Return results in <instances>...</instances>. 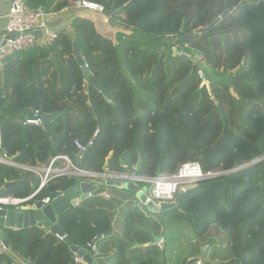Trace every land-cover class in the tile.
<instances>
[{
	"label": "trees",
	"instance_id": "1",
	"mask_svg": "<svg viewBox=\"0 0 264 264\" xmlns=\"http://www.w3.org/2000/svg\"><path fill=\"white\" fill-rule=\"evenodd\" d=\"M88 1L102 5L101 16L121 28L116 43L99 32L94 16L79 15L71 31L60 33L51 46L6 61L0 141L8 158L30 167L59 155L75 163L74 141L83 146L92 141L80 169L154 178L174 174L187 162L218 173L264 157V0ZM24 2L31 9L46 6V0ZM224 6L228 12L221 18ZM200 28L205 30L195 34ZM182 36L193 40L182 44ZM199 70L209 82L202 87ZM34 110L60 115L43 131L25 124ZM29 176L0 164V189ZM73 182V177L55 178L33 201L65 191ZM37 186H16L8 195L24 199ZM96 201L85 200L59 217L66 242L36 228L4 230V239L31 264H70L69 246L82 248L111 235L112 216L92 207ZM154 214L157 221L137 211L125 216L116 264H152V258L155 264L193 259L200 260L196 264H264V159L199 181L172 210ZM167 231L177 234L167 240L181 242L175 261L169 244L162 250L152 245L161 237L165 242ZM166 255L169 261L162 258ZM0 264H10L9 258L0 257Z\"/></svg>",
	"mask_w": 264,
	"mask_h": 264
},
{
	"label": "built area",
	"instance_id": "2",
	"mask_svg": "<svg viewBox=\"0 0 264 264\" xmlns=\"http://www.w3.org/2000/svg\"><path fill=\"white\" fill-rule=\"evenodd\" d=\"M69 11H86L89 14H101L103 12V6L88 0H73L70 6L63 8L59 12L57 11V13H52L45 11L43 8L31 9L25 4L24 0H9V10L4 24V37L0 43V79L5 63L11 56L29 51L35 47L51 46L57 40L59 35V33L53 29L54 25L52 24V21L59 16L63 17L65 13ZM36 33H38V35ZM113 41L116 43L115 39ZM177 54L181 55L182 53L178 52ZM184 56L186 58L189 57V55L185 53ZM195 59L199 62H203L200 55L195 56ZM83 67L87 68V65L84 64ZM198 76L202 82H206L202 70L198 71ZM3 97L4 96L2 95L1 98ZM25 124L38 127L43 131L45 130V123L42 121L41 115L37 110H34L30 118L25 120ZM96 134L97 131L94 133L93 137H95ZM74 145L78 150L76 161H80L82 153L87 147L92 145V141H90L87 146H83L79 142L74 141ZM0 164L28 172L31 175H34L38 180L37 188L24 199H17L6 194L0 198V210H11L14 212L20 211L22 207L31 208L35 202L33 201L35 196L43 190L50 181L62 176L68 178L80 176L81 178H84V181L87 183H92L96 186L97 189L105 188V191L99 195L88 193L85 200H91L96 196L110 199L108 191L111 190V188L117 190L122 189V186L125 183H132L138 186V188L139 185L148 183L149 187L147 188L146 194H144L148 201L159 206L161 203H172L182 186L189 184L192 185L199 181L206 180L214 174L205 173L198 163L193 162L182 164L174 174H161L154 178L139 176L129 172H92L82 170L80 167L77 168L76 162L72 163V161L65 155L51 158L49 162L44 166L42 165V167L22 166L15 164L7 157L1 149V141ZM107 182H117L120 184V187L106 186L105 184ZM100 183L102 185H100ZM83 201L79 200L77 197L74 208L79 207ZM41 202H44L45 204L48 203V197L42 199ZM2 230L4 231L6 229ZM46 234L53 235L59 243L67 241L65 234L62 236L53 234L50 229ZM100 238H103V236H100ZM163 243L164 239L161 237L152 245L161 249ZM91 250L93 253H97L95 244L91 247ZM3 256L9 258L10 264H26L27 262L16 253H13L9 248H6L0 240V257ZM74 257L76 264L82 263L76 255H74Z\"/></svg>",
	"mask_w": 264,
	"mask_h": 264
},
{
	"label": "water",
	"instance_id": "3",
	"mask_svg": "<svg viewBox=\"0 0 264 264\" xmlns=\"http://www.w3.org/2000/svg\"><path fill=\"white\" fill-rule=\"evenodd\" d=\"M228 12V9L226 6H224V12L220 16L221 18L226 15ZM214 21L213 23H215ZM205 29L200 28L195 31V34L204 31ZM38 35V33H36ZM193 40V36H182L180 37V42L182 44H189ZM73 53L76 58V60L82 64V58H81V51L79 49V46L77 45V42H73ZM83 73L85 76H87V81L90 80V76L88 75V71L86 68H82ZM93 82V80H91ZM203 85H206V82L203 81L201 83V87ZM60 113H54L50 116L41 115L42 121L47 124L50 121L56 119ZM264 157L253 160L250 163H247L241 167H238L234 170H231L229 172H218L214 173L210 178H216L220 177L222 175H226L229 173H233L242 169H245L247 167H250L261 160H263ZM76 167L79 168L80 164L79 161H76ZM77 177L74 178V182L72 186H70L67 190L61 191V192H53L49 194L48 196V203H44L41 201H35L33 206L31 208L28 207H22L20 211L14 212L11 210H0V240L2 241L3 245L6 248H9V245L7 241L4 239L3 230H13V231H20V230H26L29 228H36V229H50L53 234H57L62 236L63 231L61 230V227L58 223L59 217L63 214L65 210H69L71 208H74L76 198L78 197L79 200L83 201L87 198L88 193H93L94 195H99L102 192L105 191V188L97 189L96 186H94L92 183H87L86 181H80ZM37 181V178L32 175L29 180H21L17 182H10L3 186L0 189V198L4 196L7 192H9L12 188L16 186H24V185H35V182ZM100 185H102L100 183ZM106 186H116L120 187V184L117 182H107L105 184ZM192 185H184L181 187L180 191L178 192L175 200L172 203H161L159 206H156L151 201H148L146 198V195L143 191H140L138 186L132 184V183H125L122 186V190L128 191L131 194L135 196L138 203H140L142 206H144L145 210H147L149 213H163L168 210H172L180 201L182 195L185 191L190 189ZM2 228V229H1ZM165 230H163L164 234ZM105 237V236H103ZM100 239L94 238L93 241L90 244L85 245L82 248L76 247V246H69V254H70V264H76L75 263V257L80 259L83 264H93L94 260L100 259L99 254H95L92 252L91 247ZM159 238H157L154 242H156ZM206 247L203 248L202 253L200 255V258L203 257V254L205 252ZM198 259L190 260L187 264H196ZM26 264H31L30 262H26Z\"/></svg>",
	"mask_w": 264,
	"mask_h": 264
},
{
	"label": "crops",
	"instance_id": "4",
	"mask_svg": "<svg viewBox=\"0 0 264 264\" xmlns=\"http://www.w3.org/2000/svg\"><path fill=\"white\" fill-rule=\"evenodd\" d=\"M62 2H67V0H46V2H45L46 6H45L44 10L47 11V12L57 13V11L59 12L63 8H66V7H63L61 9H59V10H55L54 9L55 7L58 6V4H60ZM8 10H9V0H0V43L2 42L3 37H4V24H5L6 15L8 13ZM79 15L89 16V17L94 16V18L96 17V21L97 22L98 21H102L101 23H103V24H104L103 20H106L105 17L101 16V14H89L86 11H69V12H66L63 17L59 16L58 18H56L55 20L52 21L53 22L52 24L54 25L53 29L56 32H58L59 34L60 33H65V34L69 33L71 31L70 27H71L72 20L74 19L75 16H79ZM105 37L114 40L115 37H116V33H115V36L113 35V37H112V35H107ZM40 167H42V165H40ZM22 172H24V171H22ZM26 173H28V172H26ZM31 176L32 175L30 174V176L27 179H22V180H29L31 178ZM36 182H38V180ZM29 186L33 187L30 184H29ZM124 191L125 190L118 189V191L115 193V195L117 193H120V198L122 200L124 198L122 192H124ZM126 192H128V191H126ZM128 193H130V192H128ZM108 194L110 195L109 191H108ZM102 199H103L102 200L103 201V205L105 207L102 206L101 208L108 210L110 212L111 216H112V231H111V235L110 236H105L103 238H100L95 243L97 254L100 255V259L94 260L93 264H111V263H113L116 260L115 249H113V247H111V248L108 247L106 244L108 243V239L112 238V236L116 234L118 229H121V228L124 229L125 216L128 213L133 212V211H130L127 214H123L124 211H121V210L118 211V209L113 210L114 208H112L111 206H110L111 208H108L109 205L111 203H113L112 202L113 198L111 197V195H110V199H104V198H102ZM119 201H120V199H118V202ZM121 204L119 206H122ZM126 211H128V210H126ZM45 230L48 231L49 229H45ZM45 230H42L44 234H45V232L47 233V231H45ZM122 233H123V231H122ZM120 239H121V237L118 239V242L120 241ZM105 245L107 247H105ZM81 264H83V263H81Z\"/></svg>",
	"mask_w": 264,
	"mask_h": 264
},
{
	"label": "rangeland",
	"instance_id": "5",
	"mask_svg": "<svg viewBox=\"0 0 264 264\" xmlns=\"http://www.w3.org/2000/svg\"><path fill=\"white\" fill-rule=\"evenodd\" d=\"M95 20H96V17L94 18ZM106 19V18H105ZM102 21H96V28L99 30V32H101V34L102 35H104V36H107V35H112V37H113V35L115 36V33L120 29L121 30V28H117V27H115L113 24H111V23H109V21H108V19H106V20H103V22H104V24L103 23H101ZM209 82L208 81H206V84H208ZM80 181H84V178H81V177H79L78 178ZM149 187V184L148 183H146V184H144V185H139V188H140V190L141 191H143L145 194H146V192H147V188ZM118 190L117 189H115V188H111V190H109V193H110V195H111V197L113 198L112 199V202L113 203H111L110 205H109V207L108 208H114L113 210H116V209H118V211H124L123 212V214H127L128 212H130V211H137V212H141V213H143V214H145L146 216H152V217H150V219L151 220H154V221H157V219H156V214H153V213H150L149 214V212L147 211V210H145V208H144V206H142L140 203H138V201H137V199L135 198V196L133 195V194H131V193H128V192H126V191H124V192H122L123 193V199L121 200V198H120V193H117L116 195H115V193L117 192ZM6 195H8V192L6 193ZM117 198V199H116ZM127 198V199H126ZM93 199H97L98 201H96V202H94V203H92V207H97V208H101L102 206H104L103 205V199H102V197H99V196H96V197H94ZM118 199H120V201L118 202ZM122 203V204H121ZM122 205V206H119V205ZM111 206V207H110ZM105 207V206H104ZM122 208V209H121ZM126 210H128V211H126ZM160 214V213H159ZM180 228H183V227H181L180 226ZM42 230H45V228H43ZM45 231H47V230H45ZM122 231H123V229L121 228V229H118L117 230V232H116V234L115 235H113L112 236V238H109L108 239V243L106 244L108 247H113V249H115V252H116V254H115V256H117V252H118V239L122 236ZM45 234H46V232H45ZM174 235H175V238H174V240H176L177 239V234H176V232H174V231H167V237L165 236V242L163 243V245H162V248H163V246H165L164 248H167V244H169L168 246L171 248H173L172 249V251L170 252L173 256H172V260L173 261H175V259L177 258L176 256L177 255H179V254H181L182 253V251H179V247L177 246V244L178 243H181V242H176V241H173L172 239H170V240H167V238H169L170 236L171 237H174ZM109 244V245H108ZM105 245V247H107ZM183 247H186L185 245H183ZM162 248L161 249H159V250H162ZM108 253V252H107ZM169 253V252H168ZM185 254V253H184ZM204 255V254H203ZM162 258H164L165 260H167V261H169V259H168V256L166 255V256H164V257H162ZM200 258V257H199ZM115 259V258H114ZM149 259H150V257H149ZM148 259V260H149ZM200 259H202V258H200ZM147 260V261H148ZM198 261H200V260H198ZM197 261V262H198ZM155 259L154 258H152V260H151V263L152 264H155ZM116 263V260L113 262V263H111V264H115ZM81 264V263H80ZM145 264H147V263H145Z\"/></svg>",
	"mask_w": 264,
	"mask_h": 264
},
{
	"label": "clouds",
	"instance_id": "6",
	"mask_svg": "<svg viewBox=\"0 0 264 264\" xmlns=\"http://www.w3.org/2000/svg\"><path fill=\"white\" fill-rule=\"evenodd\" d=\"M75 18V17H74Z\"/></svg>",
	"mask_w": 264,
	"mask_h": 264
}]
</instances>
